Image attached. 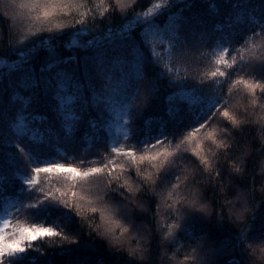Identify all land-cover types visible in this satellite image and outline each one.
<instances>
[{
    "label": "snow or ice",
    "instance_id": "obj_1",
    "mask_svg": "<svg viewBox=\"0 0 264 264\" xmlns=\"http://www.w3.org/2000/svg\"><path fill=\"white\" fill-rule=\"evenodd\" d=\"M20 7L33 27L0 0V264H256L264 0Z\"/></svg>",
    "mask_w": 264,
    "mask_h": 264
},
{
    "label": "trees",
    "instance_id": "obj_2",
    "mask_svg": "<svg viewBox=\"0 0 264 264\" xmlns=\"http://www.w3.org/2000/svg\"><path fill=\"white\" fill-rule=\"evenodd\" d=\"M27 0H15V4H16V8L14 9V11L16 13H24L25 15H19L18 16V23L21 24L22 28H24L25 30L29 27H33L32 24H30L28 22V18L26 16V13H27V9L25 8H21L20 5L21 4H24L26 3ZM151 2H155V0H141V7H145V6H150V3ZM214 2V0H208V3H209V9L208 11L211 12V3ZM93 3L94 4H98L99 3V0H93ZM139 10V9H138ZM0 11H2V9H0ZM58 156H60L61 158H63V154L62 153H59ZM24 217H21V219H23Z\"/></svg>",
    "mask_w": 264,
    "mask_h": 264
},
{
    "label": "clouds",
    "instance_id": "obj_3",
    "mask_svg": "<svg viewBox=\"0 0 264 264\" xmlns=\"http://www.w3.org/2000/svg\"><path fill=\"white\" fill-rule=\"evenodd\" d=\"M256 264H264V255L258 254L256 256Z\"/></svg>",
    "mask_w": 264,
    "mask_h": 264
}]
</instances>
